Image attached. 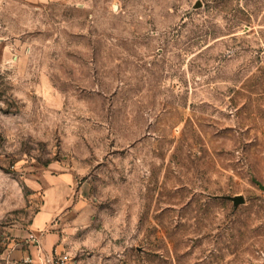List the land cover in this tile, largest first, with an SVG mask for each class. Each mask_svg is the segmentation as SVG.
<instances>
[{"label": "rangeland", "instance_id": "374dc122", "mask_svg": "<svg viewBox=\"0 0 264 264\" xmlns=\"http://www.w3.org/2000/svg\"><path fill=\"white\" fill-rule=\"evenodd\" d=\"M62 173L44 260L264 264V0H0V263Z\"/></svg>", "mask_w": 264, "mask_h": 264}, {"label": "crops", "instance_id": "0c3cea01", "mask_svg": "<svg viewBox=\"0 0 264 264\" xmlns=\"http://www.w3.org/2000/svg\"><path fill=\"white\" fill-rule=\"evenodd\" d=\"M30 1L39 2L43 0ZM39 186L43 191L44 201L29 226L27 249L25 253L17 255L19 258H12L11 260L31 257L34 264H44V255L50 252L49 250L57 240V236L52 231L44 233L43 231L51 226L50 224L61 213L71 196L76 194L83 197L88 194L89 189L87 184L77 185L74 176L69 173L44 176Z\"/></svg>", "mask_w": 264, "mask_h": 264}, {"label": "built area", "instance_id": "2783aa9c", "mask_svg": "<svg viewBox=\"0 0 264 264\" xmlns=\"http://www.w3.org/2000/svg\"><path fill=\"white\" fill-rule=\"evenodd\" d=\"M65 260H66V256H58L55 261L54 259H48L44 261L45 264H47V262H50L52 264H64ZM0 264H34V262L31 257H27L20 260H5Z\"/></svg>", "mask_w": 264, "mask_h": 264}, {"label": "water", "instance_id": "95a60500", "mask_svg": "<svg viewBox=\"0 0 264 264\" xmlns=\"http://www.w3.org/2000/svg\"><path fill=\"white\" fill-rule=\"evenodd\" d=\"M200 5V2L196 3L194 5V7H198ZM258 185L260 188L264 189V185L260 184L258 182ZM213 197H219V198H224L227 200H230L233 204L234 209L239 205V204H243L244 203V197L241 194H235V195H229V194H225V195H216Z\"/></svg>", "mask_w": 264, "mask_h": 264}]
</instances>
